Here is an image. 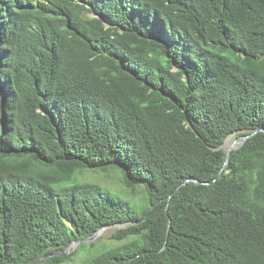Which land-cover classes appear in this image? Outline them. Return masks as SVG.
<instances>
[{"label":"trees","instance_id":"trees-1","mask_svg":"<svg viewBox=\"0 0 264 264\" xmlns=\"http://www.w3.org/2000/svg\"><path fill=\"white\" fill-rule=\"evenodd\" d=\"M0 264H264V0H0Z\"/></svg>","mask_w":264,"mask_h":264},{"label":"rangeland","instance_id":"rangeland-1","mask_svg":"<svg viewBox=\"0 0 264 264\" xmlns=\"http://www.w3.org/2000/svg\"><path fill=\"white\" fill-rule=\"evenodd\" d=\"M85 15H91V16H98L97 14H95L94 12H85ZM237 138V136L234 134L233 136H231L230 139V143L235 140ZM87 179H91V180H95L98 182H101L104 185L110 186L112 188H121V184L119 182V175L117 172H110V173H106V172H92L90 171L88 173ZM137 193H141V188L137 189ZM111 229L112 227H105L101 233L98 235V237H103L106 238L109 236V234L111 233ZM97 237V238H98ZM77 244L75 245H70V247L68 248V251H70L72 248H74Z\"/></svg>","mask_w":264,"mask_h":264},{"label":"water","instance_id":"water-1","mask_svg":"<svg viewBox=\"0 0 264 264\" xmlns=\"http://www.w3.org/2000/svg\"><path fill=\"white\" fill-rule=\"evenodd\" d=\"M252 135V133H249V134H246V135H242V136H239L237 137L235 140H233L231 143H230V139L231 137H228L225 142L223 143V145H221L222 148H225L226 151H227V160H226V163L224 165V167L222 168L221 172L224 170V168L228 165L229 163V160H230V156H231V153H232V150L233 149H236V148H239L250 136ZM221 172L219 174H221ZM189 181H195V182H199V183H203L202 181L196 179V178H193V177H190L189 179H187L186 181H184L182 184H185ZM105 227H102L100 230H98L97 233H95L93 236L89 237V238H86V239H82L84 241H94L98 235L101 233V231L104 229ZM81 240H78V241H75L72 243V245H75V244H78ZM70 247V246H69ZM68 247V248H69ZM68 252V250H67ZM42 259V258H41ZM40 259V260H41Z\"/></svg>","mask_w":264,"mask_h":264}]
</instances>
